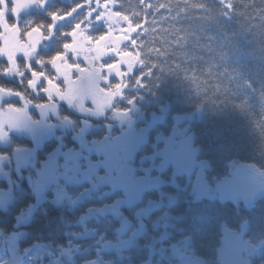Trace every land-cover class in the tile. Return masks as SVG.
<instances>
[{"label":"trees","instance_id":"trees-1","mask_svg":"<svg viewBox=\"0 0 264 264\" xmlns=\"http://www.w3.org/2000/svg\"><path fill=\"white\" fill-rule=\"evenodd\" d=\"M111 1L115 12L135 31L122 50L136 56L138 62L124 81L121 98L104 117L92 119L86 133H82L86 118L58 101L50 119L65 126L38 146L35 165L40 167L56 151L82 152L93 162L96 176L102 177L105 166L98 165L104 156L82 151L81 143L97 149L116 139L122 130L110 119L114 112L132 113L137 130L161 115L134 151L132 166L137 178L161 174L166 182L146 188L137 201L129 207L122 205L121 210L136 230L139 213L144 214L150 204L156 207L142 218L143 231L131 244L120 251L103 252L99 251L102 244L116 241L120 220L99 211L111 207L116 194L123 197L120 190L103 193L109 185L84 178L67 186L75 203L56 204L47 190V196L29 208L35 197L24 179L6 207L0 208V232H20L16 241L20 253L36 247L56 251L74 245L79 252L67 264H86L100 256L113 264H143L149 257L151 264H173L178 259L171 246L185 238L190 251L204 264H220L217 251L223 225L235 230L246 221V239L252 243L264 240V193L249 207L229 200L194 199L184 176L177 177L182 185L177 188L169 183L170 166L157 169L160 156L155 151L163 144L160 138L169 137L176 126L187 125L197 148L196 159L209 165L203 169L209 178L227 175L232 162L252 163L264 170V0ZM14 6L12 0H0L7 27L16 26L15 31L0 26V47L1 36L11 32L21 41L30 31L50 40L28 58L18 55L14 67L0 57V89L13 94L2 106L19 109L25 101L31 118L37 120L40 107L49 99L43 93L44 85L55 78L52 60L63 53L70 34L89 20L93 23L88 33L94 40L106 28L96 24L97 15L89 12L93 5L88 0H47L41 8L17 15ZM36 75L42 77V83L33 89ZM117 82L114 78L111 87ZM30 147L28 136L11 133L0 153L11 155L15 149ZM252 264H264V247Z\"/></svg>","mask_w":264,"mask_h":264},{"label":"rangeland","instance_id":"rangeland-1","mask_svg":"<svg viewBox=\"0 0 264 264\" xmlns=\"http://www.w3.org/2000/svg\"><path fill=\"white\" fill-rule=\"evenodd\" d=\"M43 2L12 0V5L16 7L13 9L14 15L41 8ZM88 3L93 5L89 12L97 15L96 24H103L106 33L94 40L88 33L93 23L89 20L88 24L85 23L86 26L80 25L70 34V42L64 47L63 53L52 60L55 78L44 85L43 93L49 99L40 107L37 120L31 118L30 105L25 101L19 109L3 107V100L12 97L13 94L0 89V146L8 144L11 133L24 134L32 141L30 148L15 149L11 155L0 153V208L6 207L14 190L18 189L24 179L29 183L35 197L29 208L46 197L47 190L51 191L49 198L56 204L75 203L72 202L67 186L84 178L90 179L96 185L107 184L110 188L105 189L103 193L120 190L123 197L116 194L111 207H103L99 212L102 216L110 214V217L119 219L120 226L116 230V241L102 244L99 251H120L143 231L142 218L148 214L150 208L156 207L150 204L144 214L139 213L141 221L134 230L131 229V220L121 210L122 205L129 207L138 200L146 188L166 182L161 174L137 178L132 166L133 153L145 140L148 127L162 116L154 117L146 127L137 130L132 113L114 112L110 119L115 120L122 130L116 139L110 140L107 144L101 143L103 150L89 149L81 143L82 151L88 150L104 156L98 165L105 166V175L102 177L96 176L93 162L87 161L82 152L56 151L40 167L35 165L38 146L45 138L56 135V131L63 130L65 126L58 119L56 121L50 119L55 113L57 102H65L72 110L86 118L82 128V133H86L92 127L91 120L104 117L112 103L121 98L125 87L124 81L138 62L136 56L122 50L124 44L130 43L131 35L135 31L124 17L115 12L113 2L88 0ZM3 15L0 14V26L8 28ZM8 29L15 31L16 26ZM1 38L0 57H6L12 66L18 55L22 53L28 58L50 40L35 31L27 33L24 41L18 40L12 32ZM114 78L118 82L111 87ZM41 80L42 77L39 75L33 77L31 87L36 89V85H41ZM175 130L169 137L160 138L163 144L155 151L160 156V161L156 164L157 169L164 171L166 166L171 167L169 183L182 188L177 177L184 176L185 183L191 185L190 191L194 199L206 197L229 200L236 204L242 202L248 207L264 193V170L252 163L232 162L227 175L219 179L209 178L203 170L209 166L207 161L196 159L197 148L192 142L188 126H176ZM177 146L180 151L179 166L175 162ZM86 219L88 218L85 216L84 220ZM246 230V221L235 230H230L226 225L221 227V244L217 251L220 264H252L253 258L258 256L264 247V240L258 243L250 242L245 237ZM19 236L20 232H12L9 235L0 232V264H67L73 261L74 255L79 252L76 246L70 245L56 251L36 247L20 253L16 246ZM188 243L189 240L185 238L171 246L173 256L178 259V262L173 264H204L201 257L190 251ZM85 263L113 264L103 261L101 256ZM143 264H151V258L149 257Z\"/></svg>","mask_w":264,"mask_h":264},{"label":"snow or ice","instance_id":"snow-or-ice-1","mask_svg":"<svg viewBox=\"0 0 264 264\" xmlns=\"http://www.w3.org/2000/svg\"><path fill=\"white\" fill-rule=\"evenodd\" d=\"M175 162L177 163L178 166L181 163V161H180V151H179V147L178 146H177L176 152H175Z\"/></svg>","mask_w":264,"mask_h":264}]
</instances>
